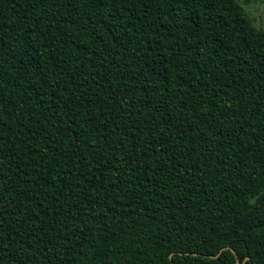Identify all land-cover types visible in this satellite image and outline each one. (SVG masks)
<instances>
[{
  "label": "trees",
  "instance_id": "obj_1",
  "mask_svg": "<svg viewBox=\"0 0 264 264\" xmlns=\"http://www.w3.org/2000/svg\"><path fill=\"white\" fill-rule=\"evenodd\" d=\"M237 261L264 264V32L245 11L0 0V264Z\"/></svg>",
  "mask_w": 264,
  "mask_h": 264
},
{
  "label": "clouds",
  "instance_id": "obj_2",
  "mask_svg": "<svg viewBox=\"0 0 264 264\" xmlns=\"http://www.w3.org/2000/svg\"><path fill=\"white\" fill-rule=\"evenodd\" d=\"M243 7L244 9L248 10L251 14L252 26L258 32H264V17L257 15V13L253 11V3L244 4Z\"/></svg>",
  "mask_w": 264,
  "mask_h": 264
},
{
  "label": "rangeland",
  "instance_id": "obj_3",
  "mask_svg": "<svg viewBox=\"0 0 264 264\" xmlns=\"http://www.w3.org/2000/svg\"><path fill=\"white\" fill-rule=\"evenodd\" d=\"M251 3H253V11L257 13V15L264 17V0H251ZM249 19L252 22L251 14L248 10L243 9Z\"/></svg>",
  "mask_w": 264,
  "mask_h": 264
},
{
  "label": "snow or ice",
  "instance_id": "obj_4",
  "mask_svg": "<svg viewBox=\"0 0 264 264\" xmlns=\"http://www.w3.org/2000/svg\"><path fill=\"white\" fill-rule=\"evenodd\" d=\"M233 2H234L236 5H238L239 8H240L241 10H243V9H244L243 5H244V4L251 3V0H233Z\"/></svg>",
  "mask_w": 264,
  "mask_h": 264
},
{
  "label": "water",
  "instance_id": "obj_5",
  "mask_svg": "<svg viewBox=\"0 0 264 264\" xmlns=\"http://www.w3.org/2000/svg\"><path fill=\"white\" fill-rule=\"evenodd\" d=\"M247 259H250L249 257ZM237 264H239V261H237Z\"/></svg>",
  "mask_w": 264,
  "mask_h": 264
}]
</instances>
